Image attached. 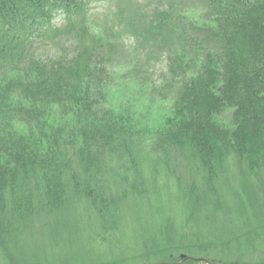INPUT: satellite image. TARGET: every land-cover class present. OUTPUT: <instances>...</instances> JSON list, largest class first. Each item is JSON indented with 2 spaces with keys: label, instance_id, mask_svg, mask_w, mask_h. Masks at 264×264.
Segmentation results:
<instances>
[{
  "label": "trees",
  "instance_id": "1",
  "mask_svg": "<svg viewBox=\"0 0 264 264\" xmlns=\"http://www.w3.org/2000/svg\"><path fill=\"white\" fill-rule=\"evenodd\" d=\"M115 1L99 22L89 0H0V205L13 214L52 210L68 190L98 201L109 176L136 174L142 147L192 149L209 175L228 156L264 166V0ZM117 65L186 118L150 145L87 123L42 151L14 133L55 111L95 113ZM225 107L231 129L214 119Z\"/></svg>",
  "mask_w": 264,
  "mask_h": 264
},
{
  "label": "rangeland",
  "instance_id": "2",
  "mask_svg": "<svg viewBox=\"0 0 264 264\" xmlns=\"http://www.w3.org/2000/svg\"><path fill=\"white\" fill-rule=\"evenodd\" d=\"M114 5L88 3L99 22ZM109 71L112 79L102 85L95 113L82 114L79 106L55 111L38 127L17 122L14 133L42 151L57 129L77 136L87 123L150 145L186 118L149 83L127 76L128 65ZM214 119L234 126L229 107ZM141 149L136 174L109 176L98 201L95 193L68 190L49 211L13 214L0 205V264H264V166L228 156L209 175V164L192 149L184 158Z\"/></svg>",
  "mask_w": 264,
  "mask_h": 264
}]
</instances>
